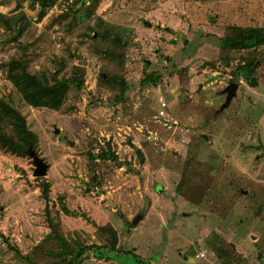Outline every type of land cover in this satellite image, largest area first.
<instances>
[{
    "label": "rangeland",
    "instance_id": "obj_1",
    "mask_svg": "<svg viewBox=\"0 0 264 264\" xmlns=\"http://www.w3.org/2000/svg\"><path fill=\"white\" fill-rule=\"evenodd\" d=\"M78 1L52 0L41 17L33 0H0V15L26 17L13 44L0 23V99L48 165L37 179L32 158L0 151V264H264V48L221 51L264 28V0ZM100 22L126 46L93 40ZM28 45L32 74L83 81L59 111L8 79ZM256 60L257 86L241 78L224 107L236 67ZM151 73L159 83L142 86ZM108 75L126 81L124 95ZM112 230L118 253L78 258Z\"/></svg>",
    "mask_w": 264,
    "mask_h": 264
},
{
    "label": "trees",
    "instance_id": "obj_2",
    "mask_svg": "<svg viewBox=\"0 0 264 264\" xmlns=\"http://www.w3.org/2000/svg\"><path fill=\"white\" fill-rule=\"evenodd\" d=\"M34 2L39 3L40 6V16L43 17L45 10L48 8V5H51L52 0H33ZM78 2L82 3L83 0H79ZM25 16L20 17H7L5 15H0V23L4 25V27L11 31L14 29L15 35L19 37L22 35L24 31V27H19V25L24 23ZM99 31L96 29L93 32L92 38L93 40L101 39L102 43L106 42L123 45L126 46V43L123 44V40L120 36L115 32L110 26L106 25L103 22H100ZM15 27V28H14ZM97 34V37L94 36ZM19 44V43H18ZM128 44V43H127ZM249 45H254L257 49L264 48V28L255 27L248 31V35H241L237 38L225 40L223 39L221 42V51L224 52L226 50H245ZM1 46H4L1 44ZM31 45L22 49V55L18 57H14L11 59L9 63H7V73L8 79L11 81L13 86L19 92H26L34 90L36 92V97L39 101L46 104L45 106L53 111H59L64 101L70 91L72 86H76L78 88L83 87V81L78 80L76 78H62L58 79L55 75L52 83L45 82L43 79L39 78L37 75L32 74L29 71L28 62L26 60L29 57ZM103 54L111 55L112 52L110 50H106L102 52ZM261 64V60H256L249 64L240 65L236 67L233 72L232 83L238 84L240 83L241 78L245 81L251 83L252 78H255V74L258 70L259 65ZM102 80L110 86H117L121 88V94L124 95L126 91V81L117 76L108 75L107 77H102ZM160 81V77L157 73L146 74V77L141 81L142 86L149 85H157ZM27 94V92L25 93ZM37 138L35 134L28 129L26 119L9 103L0 99V151L4 154H11L18 157L24 156L27 154V151L30 146H32L33 150L37 153L36 150ZM38 154V153H37ZM141 154V153H140ZM93 158L94 156L91 155ZM103 159L107 158V154H101ZM31 158V157H30ZM43 179V178H37ZM50 184L47 181H44L40 185V189L42 192V198L46 202L45 212L48 223L52 226V231L56 234L55 224L51 218L50 211ZM62 210L64 213L71 215L66 205L62 203ZM128 225L132 226V222H127ZM111 239L109 240V245L105 247L93 246V247H85L81 248L78 252V258H82L83 256H87L88 253L95 254L98 258H103L107 254L111 255L112 253H118V237L116 231H111ZM5 238L4 235H0ZM6 239V238H5ZM11 248V247H10ZM15 253L22 257L21 253L18 250L12 249ZM129 252H125L127 254Z\"/></svg>",
    "mask_w": 264,
    "mask_h": 264
},
{
    "label": "water",
    "instance_id": "obj_3",
    "mask_svg": "<svg viewBox=\"0 0 264 264\" xmlns=\"http://www.w3.org/2000/svg\"><path fill=\"white\" fill-rule=\"evenodd\" d=\"M18 40L17 37H14L12 39H10L9 41H7L6 43L8 44H13ZM251 85L252 86H257V82L255 78H252L251 80ZM239 88L238 84H231L227 89H226V93H227V99H226V103L224 107H228L230 105V102L232 100V98L235 96L237 90ZM59 130L56 129L55 130V134L58 135L59 134ZM204 139L207 140V137L204 136ZM27 154L32 158L33 160V164L35 166V170H34V176L36 178H44L47 175L48 172V165L44 162V160L33 150L32 146L29 147ZM143 219V216H137L133 221L132 224L134 226H136L141 220Z\"/></svg>",
    "mask_w": 264,
    "mask_h": 264
},
{
    "label": "built area",
    "instance_id": "obj_4",
    "mask_svg": "<svg viewBox=\"0 0 264 264\" xmlns=\"http://www.w3.org/2000/svg\"><path fill=\"white\" fill-rule=\"evenodd\" d=\"M165 106V105H163ZM197 258H206V252L205 251H201L197 256ZM215 264H220V263H215Z\"/></svg>",
    "mask_w": 264,
    "mask_h": 264
},
{
    "label": "crops",
    "instance_id": "obj_5",
    "mask_svg": "<svg viewBox=\"0 0 264 264\" xmlns=\"http://www.w3.org/2000/svg\"><path fill=\"white\" fill-rule=\"evenodd\" d=\"M190 263H193V260L191 258L187 259Z\"/></svg>",
    "mask_w": 264,
    "mask_h": 264
}]
</instances>
